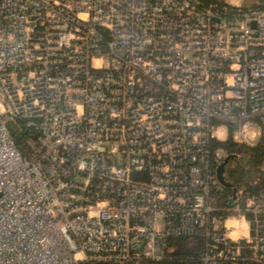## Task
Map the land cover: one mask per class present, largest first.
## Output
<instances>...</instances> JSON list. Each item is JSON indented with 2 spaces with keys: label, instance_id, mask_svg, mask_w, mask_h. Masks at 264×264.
<instances>
[{
  "label": "built area",
  "instance_id": "2783aa9c",
  "mask_svg": "<svg viewBox=\"0 0 264 264\" xmlns=\"http://www.w3.org/2000/svg\"><path fill=\"white\" fill-rule=\"evenodd\" d=\"M227 139L264 140V5L0 0V264H144L199 232L203 264H264V186L216 203Z\"/></svg>",
  "mask_w": 264,
  "mask_h": 264
},
{
  "label": "trees",
  "instance_id": "16d2710c",
  "mask_svg": "<svg viewBox=\"0 0 264 264\" xmlns=\"http://www.w3.org/2000/svg\"><path fill=\"white\" fill-rule=\"evenodd\" d=\"M206 3L215 0H205ZM248 6H259L256 3ZM11 127L13 137L24 155L30 156L33 148L28 142L32 134H37L36 129L29 126L23 119L13 121ZM15 126L20 131H15ZM229 154H234L229 159L225 168V177L230 185H223L221 189L214 190L218 206L230 205L235 199V204L245 205L250 197L258 194L264 186V140L260 139L253 145L236 143L231 139L216 143ZM215 144V145H216ZM205 236L201 232L194 236H175L170 241V250L162 259H145L144 264H203L201 256L205 250ZM83 264H96L85 261ZM217 264H246L242 261H223Z\"/></svg>",
  "mask_w": 264,
  "mask_h": 264
},
{
  "label": "rangeland",
  "instance_id": "374dc122",
  "mask_svg": "<svg viewBox=\"0 0 264 264\" xmlns=\"http://www.w3.org/2000/svg\"><path fill=\"white\" fill-rule=\"evenodd\" d=\"M215 1L231 2V3L240 4V5H243V6H248L249 4H254V3H256L259 6L264 5V0H215ZM9 125L11 127H14V123H13L12 120L9 121ZM15 128H16L15 129L16 132L20 131L16 126H15ZM27 139H28V137H27ZM218 188L221 189L222 186L220 185Z\"/></svg>",
  "mask_w": 264,
  "mask_h": 264
},
{
  "label": "water",
  "instance_id": "95a60500",
  "mask_svg": "<svg viewBox=\"0 0 264 264\" xmlns=\"http://www.w3.org/2000/svg\"><path fill=\"white\" fill-rule=\"evenodd\" d=\"M234 154L230 153L228 154L224 160L219 164L218 168H217V172H218V178L220 180V182L225 185L228 186L230 185V183L227 181L226 177H225V168L227 165V162L229 161V159L231 157H233Z\"/></svg>",
  "mask_w": 264,
  "mask_h": 264
}]
</instances>
